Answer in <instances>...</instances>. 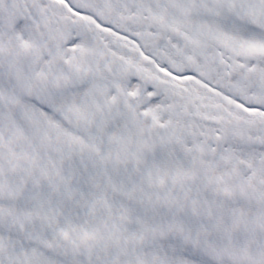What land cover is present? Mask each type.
Wrapping results in <instances>:
<instances>
[{
  "label": "snow or ice",
  "instance_id": "snow-or-ice-1",
  "mask_svg": "<svg viewBox=\"0 0 264 264\" xmlns=\"http://www.w3.org/2000/svg\"><path fill=\"white\" fill-rule=\"evenodd\" d=\"M0 264H264V0H0Z\"/></svg>",
  "mask_w": 264,
  "mask_h": 264
}]
</instances>
